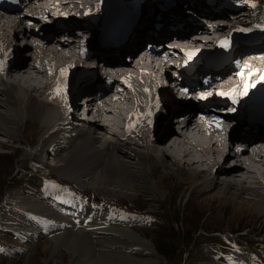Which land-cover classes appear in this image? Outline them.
<instances>
[{"label":"bare ground","instance_id":"bare-ground-1","mask_svg":"<svg viewBox=\"0 0 264 264\" xmlns=\"http://www.w3.org/2000/svg\"><path fill=\"white\" fill-rule=\"evenodd\" d=\"M86 4H90L88 9L91 10L94 9V6H97L98 2L97 0H29L27 2L23 1V9L20 11H18L19 8H16L14 12H0V20L7 17L0 24V40L7 37L10 38L12 35V38L17 41L18 36L16 33L23 34L20 37L24 40V46L19 52V60L10 74L11 80H6L3 77L4 67L3 70H0V84L3 86L0 87V106L6 109V111L0 110V134L17 139L22 133L21 128H25L22 121L26 119L36 121L34 133L39 136L35 146L37 152L41 155L46 150L52 151L54 153L53 160L57 159V163L54 164L55 170L59 174L63 176L70 174L72 175V181H79L78 184L88 183L93 190L103 196L119 195L115 192L117 190L110 188V185L120 186L129 190H134L136 185H139L155 192V187H153L149 178H154L157 185H160L154 172L157 169L162 167L165 169L166 167L170 168L177 177H180L183 173L186 175L191 174L190 181L201 180L199 185H202L203 189L222 185L226 190H230L237 185L238 187H235L236 191L241 193L250 192L256 197L264 198V192L261 190L262 187L264 188V119H262L264 117V106H260V99L252 97V95L243 94V96L239 97L237 103L234 102L228 105L227 100H223L221 97H212L207 104H212L209 107L193 108L186 115L175 117L174 122L171 115L179 112V110L174 111V108L179 109L181 106H185L182 103L175 104L173 102L174 97L178 98L176 93L174 95V91L172 98L168 94L167 89V99L159 107L158 102L146 103L152 86H156L157 89L161 88L162 85L164 86L162 73L165 72L163 71H168L169 69L167 68L169 67L178 69L186 67L188 72H192L195 64L203 62L202 60L196 63L193 62V56L198 55L197 59H199V55H204L207 51H209L207 55L212 69L209 65H204L207 67V70L203 72L206 76L205 78L211 76L207 81L209 89H204V94H212L214 91L230 93L231 89L241 85L240 90H238L239 88L236 89V95H240L241 92L244 93V90L249 85L255 88L256 85L260 84L257 79L264 71V65L259 70L256 68L259 64L257 62L252 71L250 70L254 61L264 60V42L256 45H246L242 40L245 38L244 35L247 30L239 36L240 38H237L229 45L227 52L219 54V59L229 55V60L220 66L214 67L212 65V57L217 56V54H212L213 49L219 46L221 42L226 41L230 35L224 36L221 33H209V27L220 28L224 25L223 29H229L232 26V22L239 20L242 14L231 12V10L228 11L224 8L217 11L213 8H208L204 11L206 14H202L197 11L198 8L195 6L191 13H187L185 11L186 8L182 6L181 10L176 9L174 14L165 15L164 19L168 22L177 17L179 20H172L176 21L177 25L181 23L183 28L191 27L190 31L196 28V32L191 34L192 37L184 32H179L183 31V28L166 30L161 35L172 32L169 33L172 38L158 41V43H170V45H165L160 51L155 52L146 47V39L144 37L147 27L145 26L143 29L142 27H144L145 23L140 21L135 28L132 23H129L128 30L123 36V42L115 45V50H112L110 47L98 49L99 45L96 43V41L99 42L101 39L99 36L101 29L105 28L106 20H102L103 14L107 15L105 14L107 6L105 0L104 6H101V9L103 8L102 11H95L92 15H89L90 11L86 13L87 9H81ZM138 5L140 6L141 3ZM229 12L231 16L225 19L227 20L225 22H214L213 19L215 18L211 16V13L223 14ZM133 14L137 17L139 10H134ZM205 15H209L212 18L207 20ZM29 16L37 17L39 21H30L27 18ZM89 16L92 18L91 23L93 22L94 28H87L88 26H86ZM109 17L113 18L111 15ZM65 20L68 21L66 22ZM57 22L66 24L58 25L63 27V29L49 24ZM227 22H230L229 27L226 25L228 24ZM67 24L66 29L64 27ZM29 27L39 30L42 28V30L30 33L28 31ZM76 29H79L81 33ZM5 30H8V32H4ZM257 32L260 33L262 40H264L262 30ZM80 34H83V37H80ZM74 37L79 39V42L76 40L72 41ZM134 37L138 38L133 40ZM215 37L216 43L213 46L211 43H214ZM219 38H221V41L218 40ZM183 40L194 42L198 40L199 42L194 45ZM71 41L75 42V44L68 47L72 54L66 49V46ZM83 45L84 48L82 47ZM140 45H142L141 48ZM4 49V40H2V42L0 41V61L3 64L5 60ZM254 49L256 51L253 55L251 51ZM97 50L101 54L95 60L97 66L100 65L101 71L105 74V79L95 73L94 68L92 69L91 66L74 65L75 63L72 64V62L75 58L69 61V56L72 55L76 58L82 57L83 61L86 62ZM241 50L245 51L244 54L242 53L243 55ZM110 51L111 54L109 55ZM77 61L78 59H76ZM66 62L68 64L64 66ZM79 62L83 63L82 61ZM262 63L264 64V61ZM144 66H151L153 72H158L163 80L162 84L154 85L157 81L156 79L153 81L152 77L146 79L137 76L139 68ZM214 68H226V74H216L218 70H214ZM81 71L88 78L84 82L75 83L74 79ZM107 71L112 73V75L108 73L106 79ZM128 73L132 74L128 75ZM255 73L257 75H254ZM173 75H177V73ZM251 75L253 80L250 82L249 78ZM225 76L226 78L228 77L227 80ZM173 79L175 81L172 82H176V86L190 89L191 85L186 86L184 84L188 79L175 77ZM194 83L201 84L198 81ZM107 84L110 85L109 93L117 94L118 97L128 98L126 106L123 108L124 113L128 117L126 119L122 118L121 124L118 126L120 116L116 113L113 119L114 127L119 128L120 132L126 137L131 135L136 140L133 146L146 148L145 150L141 149V151L138 149L137 151L135 148L136 151H130L132 146L126 144L127 142L123 145L119 137L113 141L112 135L115 136L116 129L90 118L91 110L87 111L86 116H83L78 122L79 125H88L86 129L64 123L65 118L74 109L73 101L84 90L98 89L101 92ZM249 89L250 92L253 90L251 87ZM257 91L254 90V93L259 96ZM41 92L46 100L38 99L37 95L40 96ZM260 96L262 98V95ZM132 97H134L133 100H131ZM250 97H252V100ZM215 108H223V110L229 108L231 111L225 115V111L216 112ZM261 111L263 112L259 114ZM235 113L238 115H235ZM250 114L254 115V120L248 119ZM84 119L89 121H84ZM208 122L214 125L213 130L204 128V124ZM156 123L161 125V137L157 138L159 142L147 148L144 143L151 138L152 129ZM131 126L137 127L138 132H134L130 128ZM194 129L203 136L200 135L197 139L190 141V136L185 132ZM227 134H230V136L226 140L225 135ZM158 144L161 146L157 147ZM236 144H238L237 147H235ZM6 145L7 141L0 139V146ZM190 151L200 154V158H203V163H199L198 160L192 158ZM156 156L159 157L158 161H156ZM240 156H243V158ZM131 159L134 162L130 161ZM244 159L249 161L245 163ZM199 164L201 166L200 169ZM183 165L188 166L191 173H188ZM203 166H208V168ZM218 174H223L220 180H218ZM131 194L126 192L121 195L130 197ZM14 203L16 206L13 208L19 209L20 215H29L30 212H37L47 214L48 217L54 216L53 211L48 207L45 206L43 208L39 204H31L30 201L24 198H18L14 200ZM263 207L264 200H261L256 204L257 213H260ZM20 215L17 214L18 217L11 223L3 222L2 217H0V223L2 222L3 228L11 232L16 230L15 233L21 235L23 239H29V235L35 236L41 232L38 228L30 227L28 221L19 219ZM54 220L62 226L61 229H65L64 231L58 230V233L61 232L60 235L66 232L73 235L71 237L68 234H64L60 237L63 240L67 239L66 245L72 243L74 236L92 238L90 233L88 236V234L80 230L70 231L66 229H72L69 222H74L75 220L62 218L58 215L54 217ZM115 220L116 217L113 213L94 214V216L90 217V222L94 223L96 235L108 232L109 235L118 237L116 239L103 238L104 240H101L102 246L118 247L121 251H127L132 248L131 245L138 246L144 252L153 253L156 258L159 257L158 253L149 246V242L135 234L131 229L117 228L108 224L102 225L98 222L114 223ZM129 240L134 243L126 246ZM57 247L56 245L55 249ZM103 256L106 264H121V261H125L128 264H143L145 261H136L131 257H119L113 254L103 253ZM79 262L80 260L74 257L73 264ZM145 263L154 262L146 260Z\"/></svg>","mask_w":264,"mask_h":264},{"label":"rangeland","instance_id":"rangeland-1","mask_svg":"<svg viewBox=\"0 0 264 264\" xmlns=\"http://www.w3.org/2000/svg\"><path fill=\"white\" fill-rule=\"evenodd\" d=\"M258 1L263 2L264 0H258ZM97 2L98 4L97 6H94V9L91 10L88 9L90 4L89 5L86 4V6L84 7L82 6L81 9H87V11L90 12H95V11L100 12L102 11L101 5L99 4L100 3L99 0H97ZM246 3L247 5L242 4V2H239L238 0H218V6H212V3H210V5L206 4V5H199L196 7L198 8L197 11L201 12L202 14H206L204 11H206L208 8L211 7L214 8L219 7V9L224 8L225 10L228 11L231 10V12H235V13L238 12L242 14L241 15L242 17H240L239 20L232 22V26L229 29L228 28L223 29L222 27L224 25L220 28L209 27L208 29L209 33H221L224 36L229 34V32L234 33L235 30L239 32V35H242L243 33H245L244 32L245 30H247L246 32H248L250 27L256 25V23H253V18L251 17L250 14L251 7L248 2ZM125 6H127L128 8L125 9ZM132 6H133L132 0H108L107 6L105 8V14L107 15L105 16L103 14L102 20L109 19L108 16L109 14L113 18H115V15L118 17L119 16L130 17ZM180 8L181 7H178L177 9ZM147 10L149 12V19H150L151 17L150 8L148 7ZM175 10L176 9H172L170 11V14L171 15L174 14ZM90 15H92V13ZM211 16L215 18L213 19L214 22L215 21L225 22L227 21L225 19L230 18L231 15L229 12L223 14L211 13ZM211 16L205 15V18L209 20L212 18ZM89 17L90 18H88L86 26H88L87 28H94L93 22L91 23L92 18L91 16ZM27 18L30 21H35V22L39 21V19H37V17L34 16H29ZM172 20H179V19L177 17H174ZM229 23L226 24L228 25L227 27L230 26ZM240 23L242 24L239 25ZM53 24L54 23H52L51 25ZM149 25L151 30L153 24L149 22ZM67 26L68 24L64 28L67 29ZM58 27H60V29H63V27L61 26ZM142 28L144 29L145 26ZM190 29L191 27H184L183 31H179V32L181 33L184 32L187 35L191 36V34L196 32V28H193L192 31H190ZM41 30L42 28L38 31H32L28 29L30 33L40 32ZM76 30L80 32L79 29ZM257 30H262V32L264 33L263 27L261 28L257 27ZM4 32H8V30H5ZM169 33L172 32H167L165 33V35L164 34L160 35L156 39L157 42L169 40L170 38H172L169 36ZM16 34L18 36H21L20 33H16ZM147 36L148 35H146V38ZM203 36H207V35H203ZM244 36H246V34ZM80 37H83V34H80ZM17 38L18 40H20L19 37ZM135 38L138 37H134L133 40ZM220 39L221 38H219L218 40L221 41ZM78 40L79 39H76L77 42H79ZM185 42L195 45L199 41L197 40L195 42L194 41H185ZM215 43H216V37L214 43L211 44L214 46ZM141 46L142 45H140V48ZM82 47L84 48V45ZM66 49L68 50V45L66 46ZM255 51L256 49L251 51L253 55ZM68 52L72 54L71 51L68 50ZM208 52L209 51H207L206 54L204 55L200 54L199 59H197L198 55L193 56L195 59L193 57H190L193 58L192 60H194L193 62L195 63L200 60L205 62L204 64L203 62H200V64H195L194 70L192 72H188L186 70V67H182L179 69L169 67L167 68L169 69L168 71L166 70L163 71L165 72L162 73L163 74L162 78L164 79V86L162 85L161 88L159 89H157L156 86H152L148 98L146 99V103L158 102V107H159L167 99V89H168V94H170L172 98L174 91V95L176 93L178 95V98L174 97L173 102L175 104L182 103L185 106L184 107L181 106L179 109L174 108V111L179 110V112L172 113L171 118H173L172 119L173 122L175 121L174 120L175 117L179 115L184 116L193 108L209 107L212 104L209 105L207 104L210 102L212 97H217V98L221 97V99L227 100L228 105L234 102L237 103V101H239V97L243 96L242 95L243 92L241 91H240L241 92L240 95H236L237 93L236 89L239 88L238 90H240L241 85H238V87L231 89L230 93H224L221 91L220 92L214 91L212 94L203 93L204 89H209V86H207V81L211 78V76L205 78L206 76L203 73L205 70H207L206 66L209 65L210 67V60L208 59V55H207ZM242 53L244 54L245 51L241 50V54ZM80 54L82 55V53ZM100 54H101L100 51L97 50V52H94V54H92L93 56H91V58L88 59L86 62L83 61L82 57L80 58L75 57L72 64L75 63L74 65L82 64V66H87V65L91 66L92 69L94 68L93 70L95 73H97L99 76H102V79H105V74L103 73V71H101L100 65L97 66L95 60L97 56H100ZM110 54L111 51L109 55ZM76 59H78L77 62ZM79 61H82L83 63H80ZM263 61H258V60L254 61V64L251 66L250 71H252V68L255 67V64L257 62H259V64L257 65L256 68L260 70L261 67H263L264 65L262 63ZM214 70H218L216 74H223V75L226 74L227 71L226 68H216V69L214 68ZM108 73L109 75H112V73L107 71L106 79ZM174 73H177V75H173ZM257 73H255L254 75H257ZM157 76L153 78V81H155L154 79H156L157 81L154 83V85L159 83L162 84L163 82L158 72H157ZM173 77L188 79V81L184 84L186 86L191 85L190 89L180 88L176 86L177 83L172 82L175 81ZM251 78L252 75L249 78L250 82L253 80V78L252 79ZM7 79L11 80V77L9 76V78L7 77ZM227 79L228 77L226 78V80ZM196 81L201 82V84H195L194 82ZM119 83L121 85L120 81ZM0 87H3L2 84H0ZM249 87L253 88L251 92ZM249 87H247L246 95L247 96L252 95V97H256L257 99L261 100V96H257L254 93V90L256 91L257 89L250 85ZM184 89H186V91H184ZM48 91L50 90L48 89ZM220 93H224L225 95H221ZM37 96L38 99L40 100L41 99L46 100L42 92L40 96L39 95ZM201 97L204 98L202 99ZM252 97H250L251 100ZM133 99L134 97L131 98V100ZM0 110L6 111V109L1 106H0ZM214 110L225 111L224 112L225 115H227L230 112L229 108H225L224 110L223 108H219V109L215 108ZM262 112L263 111H261L259 114H261ZM76 115L79 116V113H76ZM235 115L238 114L235 113ZM248 119L254 120L255 117L254 115L250 114L248 115ZM262 119H264V117ZM26 120L22 121V124L23 126H25V128L24 127L21 128L22 133L19 135L17 139H13L8 135L0 134V139L7 141L6 146L3 147L0 146V214H1L0 217H2V221L11 223L12 221L14 222V219L18 217L17 214L20 215L19 213L20 210L13 208L16 206L14 200L18 198L19 199L24 198L30 201L31 204H39L43 208H45V206L48 208L49 207L54 208L50 194H54L57 191L61 192L62 190L63 192L73 191V193L87 196L88 198H93L95 201L94 203L95 212L110 211V212H104L110 214L112 212H115L118 215L117 220L120 221L122 225L114 226V227L127 229V230L131 229L135 234H138L147 242H149V246L158 253L159 257L156 258L153 253L144 252L143 249H141L140 247L138 248V246L131 245L132 248H129L127 251H121L120 248L114 246L104 247L102 246V242H101V240L102 241L104 240L103 238L105 239L118 238L114 235H109L108 232H104V234L102 235L101 234L93 235L90 232L85 231V229H80V231L88 234V236L90 233L92 238L90 237V239H87V238H78L74 236L72 243L70 245L69 244L66 245L65 243H67V239L63 240L60 237L64 234H68L71 237H73V235H71L68 232L64 234L62 233L60 235L61 232L60 233L58 232L62 231L63 229L57 226L56 224L57 222L55 223L51 221L50 222L51 224L48 223L50 225L52 236L44 235L42 232H40L35 236L29 235V239L21 238L22 237L21 235L15 233L16 230L14 231L12 230L11 232L10 230L3 228L1 222L0 223V264H73L74 257H77L80 260V262L76 264H106L104 263L103 253L117 255L119 257L127 256L133 258V260L136 261L150 260L154 262L150 264H171V262L178 261L179 259L183 260V262H181L180 264H190L192 261H195L196 262L195 264H228L229 261L232 260L230 257H228L231 255H227L226 257L228 258H225L223 255L228 253L236 255L234 253L235 250L239 251L242 258H247V261L250 264H264V207L263 209H261L260 213H257L258 211L256 208V204L261 200L263 201L264 198L261 199L259 196L256 197L250 192L241 193L240 191H236L235 187L237 188L238 187L237 185H235L234 188H231L232 190L231 189L226 190L222 185H216L210 189L209 187H205L203 189L202 185L201 186L199 185L201 180L190 181L191 174L186 175L185 173H183L182 175H180V177H177L175 174H173L170 168H166V167L165 169L164 167L157 169L154 172V175H156V178L160 183V185H157L156 180L154 178H149L150 182L153 184V187H155L154 188L155 192L152 190L150 191L145 187H141L139 185H136L134 190H129L127 188H123L120 186L110 185V188H112V190H117L115 192H117L119 195L103 196L100 195L97 191L93 190L88 183L78 184L79 181L78 182L76 180L72 181L71 179L72 175L65 174V176H63L59 174L55 170L56 167L54 164L57 163V159L53 160L54 153H50L52 151L46 150L40 155V153L37 152L36 150L37 148L35 146L39 136H37V134L34 133V129H35V124L37 122L33 120L32 121L31 120L26 121ZM113 141H115V138L113 139ZM122 144L124 145V143ZM130 146H132V149H130V151H136L135 148L137 149V151L138 149L140 150L146 149L139 146L136 147L133 145ZM149 147H151V145ZM190 156L198 160L199 163H203L202 162L203 158H200L201 157L200 154L196 152L192 153L190 151ZM156 157H157L156 161H158L159 157L158 156ZM130 161L134 162L133 159H131ZM183 167L186 171H188V173H191V170L188 166L183 165ZM200 167L201 166L199 164V169ZM203 167L208 168V166H203ZM222 176L223 174H218V180H220ZM40 177L50 178L53 179L54 181L48 183L44 187V189H38L35 186H33V183L35 180H38V178ZM29 189L31 192H29ZM261 190L264 192L263 187ZM126 192L132 193L131 196L127 197L125 195H121L122 193H126ZM126 206L129 209L134 210V212L138 213V219H131L125 212L121 211V209ZM54 211L57 213L58 216L60 215L59 210L56 209ZM45 215L47 216V214H43V213L30 212L29 215H20L19 219L28 221L30 227H35L40 229L41 222H46V220L49 218L48 216L47 218ZM113 215L115 216L114 213ZM28 224L26 225L28 226ZM109 226H113V225H109ZM66 229L70 231L76 230L70 228H66ZM183 242H188L190 244L187 245L186 247H183L184 246ZM131 243L134 242L129 240L126 246H130ZM56 245L58 246L57 249H55ZM145 261L144 263L143 262L142 263L146 264ZM121 264H128V263L125 261H121ZM229 264H234V263H229Z\"/></svg>","mask_w":264,"mask_h":264},{"label":"trees","instance_id":"trees-1","mask_svg":"<svg viewBox=\"0 0 264 264\" xmlns=\"http://www.w3.org/2000/svg\"><path fill=\"white\" fill-rule=\"evenodd\" d=\"M246 2H248L250 7H251L250 13H251V16L253 18V22L264 23V1L260 2L258 0H246ZM252 5H255V7H253ZM29 28L32 31H38L39 30V29H32L31 27H29ZM39 181H40V178H38V180H35L34 184L40 183ZM183 243H184L183 247H186L187 245L190 244L188 242H183ZM234 253L236 254L237 257H241L239 251L235 250ZM181 262H183V260L179 259L178 261L171 262V264H180ZM195 263H196L195 261H192L190 264H195Z\"/></svg>","mask_w":264,"mask_h":264},{"label":"snow or ice","instance_id":"snow-or-ice-1","mask_svg":"<svg viewBox=\"0 0 264 264\" xmlns=\"http://www.w3.org/2000/svg\"><path fill=\"white\" fill-rule=\"evenodd\" d=\"M253 7H255V5H252ZM227 45V41H223V42H221V46L222 47H225ZM189 55H192V54H189ZM3 67H4V64H3V62L2 61H0V70H3ZM246 90L247 89H245V93H242V95L243 94H246ZM221 95H225L224 93H220ZM202 99L204 98V97H201ZM231 111V110H230Z\"/></svg>","mask_w":264,"mask_h":264}]
</instances>
